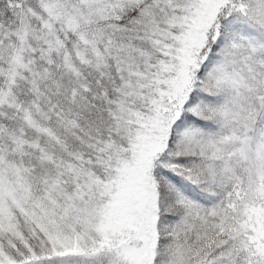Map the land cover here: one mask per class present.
<instances>
[{
  "label": "snow or ice",
  "instance_id": "obj_1",
  "mask_svg": "<svg viewBox=\"0 0 264 264\" xmlns=\"http://www.w3.org/2000/svg\"><path fill=\"white\" fill-rule=\"evenodd\" d=\"M0 264H264V0H0Z\"/></svg>",
  "mask_w": 264,
  "mask_h": 264
}]
</instances>
